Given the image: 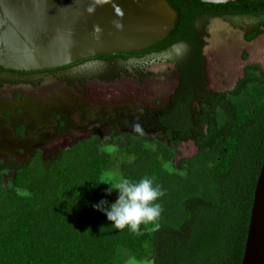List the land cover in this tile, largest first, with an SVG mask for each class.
<instances>
[{
    "label": "trees",
    "instance_id": "16d2710c",
    "mask_svg": "<svg viewBox=\"0 0 264 264\" xmlns=\"http://www.w3.org/2000/svg\"><path fill=\"white\" fill-rule=\"evenodd\" d=\"M166 1L177 11L178 24L152 50L180 44L188 48L189 59L179 68L181 90L161 119L162 134L153 137L142 131L123 136L129 153L136 155L142 142L160 147L166 142L159 138L168 145L193 141L199 150L196 163L206 158L215 162L207 186L197 181L193 190L180 187L161 166H139L126 177L153 178L164 192L157 201L163 211L155 222L157 230L152 224L141 225L142 235H134L111 227L94 208L102 200L107 207L117 199L115 191L108 195V187L100 184L108 156L98 147L117 144L116 139L91 137L48 161L34 156L23 164L0 163V264H124L126 255L140 259L146 253L153 264H241L264 160V71L247 66L233 90L209 94L203 43L194 27L201 18L249 17L255 23L248 38L254 39L264 29V0L227 5ZM195 102L200 103L199 110ZM12 172L13 187L29 196H17L5 186L4 176Z\"/></svg>",
    "mask_w": 264,
    "mask_h": 264
},
{
    "label": "rangeland",
    "instance_id": "374dc122",
    "mask_svg": "<svg viewBox=\"0 0 264 264\" xmlns=\"http://www.w3.org/2000/svg\"><path fill=\"white\" fill-rule=\"evenodd\" d=\"M254 23L255 19L237 17L227 21L209 19L204 24L202 54L205 58L207 90L211 93H225L233 90L238 80L243 77L247 66L257 65L264 71V29L254 39L248 38ZM175 50L132 58L119 55L104 56L83 61L65 70L35 76L31 79L43 80L37 87L1 89L0 105L9 104L11 100H20L21 97L32 108L38 104L36 108L40 111L61 110L63 113L75 111L73 121L76 127L81 129L74 128L62 137L49 138V142L38 149V157L48 160L59 151L67 150L90 137L91 128H88L87 133H83L82 130L85 122L82 121L84 110H81L84 108H87L91 114L85 119L92 120L93 114L101 107L107 111L125 107L131 111L166 107L178 85V76L171 63L176 58L175 54L180 51L177 48ZM110 79L112 81H108ZM95 132L94 130L93 133ZM97 134L101 139H108L110 136L107 131L97 132ZM160 140L165 141L164 138ZM134 143L138 145L136 141ZM114 146L117 151L109 155L101 151L104 146L98 145L99 150L108 156L104 172H118L125 178L132 176L144 163L146 165L154 163L173 176L172 181L175 185L188 186L193 190L197 181L202 185L206 184L215 167L212 158H206V161L201 164L195 162L199 150L193 141H184L177 145H168L166 142V145L160 147L142 142L138 147L143 152L137 148L138 155L129 153L127 149L129 142L126 137L118 139ZM130 157L134 158L131 162ZM9 158L11 157L5 153L0 155V160ZM17 158L28 159L27 155L22 154ZM165 164L168 165L167 169L164 167ZM13 177L10 173L4 176L5 186L17 196H29L28 192L13 187ZM103 185L110 187L108 184ZM211 197L213 198L214 195ZM126 258L128 259H125L124 264H129V261L133 259L127 255ZM134 262L135 264H153L149 253L140 259L134 258Z\"/></svg>",
    "mask_w": 264,
    "mask_h": 264
},
{
    "label": "water",
    "instance_id": "95a60500",
    "mask_svg": "<svg viewBox=\"0 0 264 264\" xmlns=\"http://www.w3.org/2000/svg\"><path fill=\"white\" fill-rule=\"evenodd\" d=\"M177 24L178 13L166 0H0V68L40 72L99 56L139 53L166 40ZM241 264H264V160Z\"/></svg>",
    "mask_w": 264,
    "mask_h": 264
},
{
    "label": "flooded vegetation",
    "instance_id": "af4514ba",
    "mask_svg": "<svg viewBox=\"0 0 264 264\" xmlns=\"http://www.w3.org/2000/svg\"><path fill=\"white\" fill-rule=\"evenodd\" d=\"M207 20L209 19L201 18L197 19L195 22L194 33L196 36H200L198 40H201L202 43L203 36L205 35L204 24ZM176 48L180 51L179 53L175 54V60L170 62L173 64L175 72L178 76V85L175 91L170 96L168 105L161 109L144 108L138 111H131L127 109V107L116 109L114 108L111 111H107L103 107H101L93 114L94 119L92 120L85 119V117H87L88 115L90 116L91 114L89 113L87 108H84L81 110H84V114L82 116V121L85 122V126L82 127L83 133H87L88 128H91L90 131H92V134L86 140L90 139L91 137H98L99 135L97 134V132L101 133V131H107L110 135L108 139H102L106 141H113L115 139L118 140L119 138L125 137L123 135H134L135 133H140L142 131H145L146 135L153 137H157L163 133L164 128L161 126V119H163L168 111L173 108L175 99L178 97L179 91L181 90V85L183 83V71L181 72L179 68L183 67L184 62L189 59L188 48L180 44L172 46L171 48L163 51H156L152 50L151 48L149 50H146L142 55H137L138 53H130L129 55L114 54L115 56L119 55L125 58H132L135 56L149 55L151 53H163L170 51L174 52L176 51ZM201 56L203 57L202 49ZM99 57L85 59L66 67L40 72H16L0 68V90L4 87H37L42 84L43 80H33L31 79L32 77L43 76L49 73H54L55 71L65 70L83 61L97 59ZM108 81L112 80L110 79ZM205 90L212 95L220 94L211 93L210 91H208L207 84ZM7 104L8 103L5 104L6 106L4 104L0 105V155L5 153L11 158L0 160V163H10L12 165H17L29 162L34 156H38V149L44 147V145L49 142V138L62 137L66 134L67 131H71L74 128L76 130L81 129L76 127V123L73 121V117L75 116L74 110H71L68 113H63L61 110L40 111L39 108H36L38 104H36V106L32 108V106L27 101H23L21 97L20 100H11L10 103L8 105ZM195 105L194 107L196 108V110H199L200 103L195 102ZM150 115H152L153 117L150 118ZM149 119H154V122ZM45 124H47V126ZM137 125H139V129L136 128ZM94 130L96 131L95 133H93ZM113 136H115L116 138H114ZM98 138L101 139L100 137ZM165 142H167L166 139ZM21 154L27 155L28 159H18L17 157L19 155L21 156ZM10 174H13L14 176L15 173L12 172Z\"/></svg>",
    "mask_w": 264,
    "mask_h": 264
},
{
    "label": "clouds",
    "instance_id": "9594fccd",
    "mask_svg": "<svg viewBox=\"0 0 264 264\" xmlns=\"http://www.w3.org/2000/svg\"><path fill=\"white\" fill-rule=\"evenodd\" d=\"M136 128L139 129V125ZM101 151L111 155L117 149L114 145H108L102 147ZM133 159L130 157L129 161ZM164 167L167 169L168 165L165 164ZM100 184L110 185L106 194L110 195L113 191L118 194L116 201L107 207V202L103 200L94 205L95 210L102 212L111 222V227L117 231L127 229L134 235H142L141 225L147 227L152 224V230L158 229L159 225L155 222L163 209L157 201L164 192L159 185L154 184L153 178L146 176L139 181H133L118 172L105 171ZM129 264H135L134 258Z\"/></svg>",
    "mask_w": 264,
    "mask_h": 264
}]
</instances>
